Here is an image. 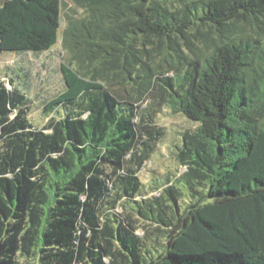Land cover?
I'll use <instances>...</instances> for the list:
<instances>
[{"label": "trees", "instance_id": "trees-1", "mask_svg": "<svg viewBox=\"0 0 264 264\" xmlns=\"http://www.w3.org/2000/svg\"><path fill=\"white\" fill-rule=\"evenodd\" d=\"M72 1L42 127L0 79V264H264V0ZM60 22L61 0H0V55ZM162 106L194 127L146 197Z\"/></svg>", "mask_w": 264, "mask_h": 264}, {"label": "rangeland", "instance_id": "rangeland-1", "mask_svg": "<svg viewBox=\"0 0 264 264\" xmlns=\"http://www.w3.org/2000/svg\"><path fill=\"white\" fill-rule=\"evenodd\" d=\"M81 9L72 0H61V22L57 43L48 51L41 54L33 53H3L0 55V79H12L17 86L26 89L29 98V117L36 127H42L48 116L44 110L45 102L59 93L63 88L62 75L59 65L63 58L61 46V31L66 24L67 17L78 15ZM7 83V82H6ZM9 86V84H7ZM145 102V101H144ZM145 104H149V100ZM53 112V116L57 114ZM155 123L162 127L165 134L155 147L152 157L146 161L138 172V176L145 184V196L157 195V191L149 188L152 181L164 180L169 172L182 173L185 168L179 166L175 160L176 147L181 132L193 128L194 123L180 114H173L166 106L159 107L154 114ZM120 212V208L116 209ZM142 235L143 228L137 230Z\"/></svg>", "mask_w": 264, "mask_h": 264}]
</instances>
